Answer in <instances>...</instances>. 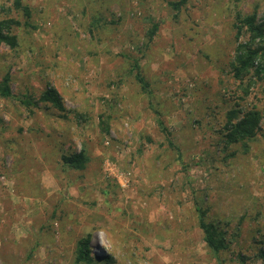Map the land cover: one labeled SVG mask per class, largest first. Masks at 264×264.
<instances>
[{
    "label": "rangeland",
    "instance_id": "obj_1",
    "mask_svg": "<svg viewBox=\"0 0 264 264\" xmlns=\"http://www.w3.org/2000/svg\"><path fill=\"white\" fill-rule=\"evenodd\" d=\"M170 1L21 0L28 25L11 9L21 24L15 48L0 43L17 98L0 96V264H77L87 232L111 257L90 264H264V120L252 138L224 136L231 109L264 114V80L245 94L250 76L231 68L235 15L264 25V0ZM49 87L63 109L18 100ZM81 147L84 168L62 162ZM196 205L225 231L217 258Z\"/></svg>",
    "mask_w": 264,
    "mask_h": 264
},
{
    "label": "trees",
    "instance_id": "obj_2",
    "mask_svg": "<svg viewBox=\"0 0 264 264\" xmlns=\"http://www.w3.org/2000/svg\"><path fill=\"white\" fill-rule=\"evenodd\" d=\"M186 2L187 0H174L170 1L169 4L172 9L178 11ZM13 8L22 11L25 17L22 23L28 25V19L30 17L28 8L22 5L21 0H13V5L11 7L0 5V43L10 48H15L18 45L17 35L12 32V28L15 25L21 24L18 19L11 16V9ZM155 28L156 25H153L150 30L151 34L154 32ZM234 28L236 46L231 61V68L234 77L240 81L244 76H250L246 88L244 89V93L246 94L252 84V77L258 80H264V25L257 20L255 12L248 14L237 12L235 15ZM245 32L247 34L246 39L238 41V38ZM135 78L141 88L149 92L147 83L138 70L135 71ZM0 96L2 98L17 99L11 91L10 76L8 74H4L0 78ZM18 100L26 107L37 106L39 101H49L57 108L63 109L61 97L52 87L42 92L38 99L23 97L22 99L18 98ZM261 120H264V114L256 108L244 112H241L239 109H231L228 111V118L224 124V136L226 137V141L235 143L252 138L258 130ZM99 124L102 130L106 132L109 131V121L107 118L100 115ZM159 124L162 131L166 135H169L168 130L164 127L161 120H159ZM167 143L173 146L170 139H168ZM61 159L62 162L70 168L82 169L89 160V157L85 152V148L81 147L78 151L62 153ZM195 208L197 211V223L202 232V239L208 250L217 258L219 252L225 250L228 246L225 231L206 220L205 209L198 205H196ZM91 236L92 233L87 232L77 239L74 262L77 264H90L95 261L110 262L111 257L109 255L103 253L99 254L92 250Z\"/></svg>",
    "mask_w": 264,
    "mask_h": 264
}]
</instances>
